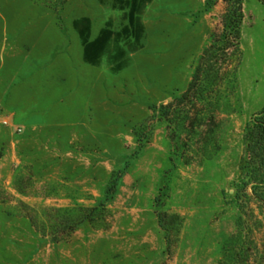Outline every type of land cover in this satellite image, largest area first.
<instances>
[{
    "label": "rangeland",
    "instance_id": "obj_1",
    "mask_svg": "<svg viewBox=\"0 0 264 264\" xmlns=\"http://www.w3.org/2000/svg\"><path fill=\"white\" fill-rule=\"evenodd\" d=\"M225 9L0 0V264H264V3L243 0L234 45Z\"/></svg>",
    "mask_w": 264,
    "mask_h": 264
},
{
    "label": "trees",
    "instance_id": "obj_2",
    "mask_svg": "<svg viewBox=\"0 0 264 264\" xmlns=\"http://www.w3.org/2000/svg\"><path fill=\"white\" fill-rule=\"evenodd\" d=\"M226 3V9L223 16V31L221 34V40L223 43L228 45H234L241 35V25L243 21V0H224ZM264 3V0H260ZM210 3V2H209ZM219 46L212 45L210 48L206 49V52L201 57V63H205L208 57L212 56L216 50L220 49ZM223 50V48H222ZM196 78L200 76L195 74ZM247 138L250 140V155L251 159H247V168L250 164L258 163L264 169V109L257 115L254 119L253 125L247 131ZM250 157V156H249ZM253 159V160H252ZM123 171L119 170L115 173L109 187L107 188V200L113 197L116 193L120 181L123 177ZM259 185L264 186V180L259 183ZM258 198L264 201L263 192H256ZM106 207L105 203H99L92 207H74L72 209H60L55 210L58 213H62L63 220L58 223L64 229L75 230L78 226L83 224L87 220H92L99 211H103ZM58 221V220H57Z\"/></svg>",
    "mask_w": 264,
    "mask_h": 264
}]
</instances>
